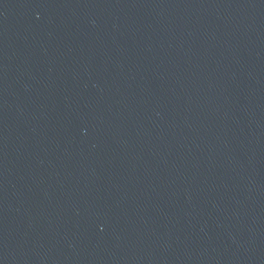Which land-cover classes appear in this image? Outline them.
Returning <instances> with one entry per match:
<instances>
[{"label": "water", "instance_id": "1", "mask_svg": "<svg viewBox=\"0 0 264 264\" xmlns=\"http://www.w3.org/2000/svg\"><path fill=\"white\" fill-rule=\"evenodd\" d=\"M20 264H264V78Z\"/></svg>", "mask_w": 264, "mask_h": 264}]
</instances>
